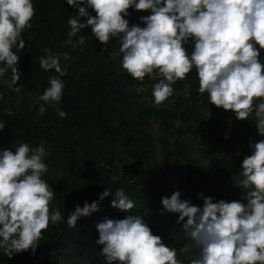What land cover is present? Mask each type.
<instances>
[{
	"label": "trees",
	"instance_id": "16d2710c",
	"mask_svg": "<svg viewBox=\"0 0 264 264\" xmlns=\"http://www.w3.org/2000/svg\"><path fill=\"white\" fill-rule=\"evenodd\" d=\"M34 8L31 27L21 33L25 47L17 53L20 91L0 83V120L6 124L0 130V148L14 150L15 141L30 148L44 146L49 154L42 178L55 192L49 211L55 208L62 217L75 204L97 199L105 188L114 192L122 187L135 207H112L110 194L99 202V211L80 217L75 227L69 228L66 219L50 222L35 254L22 250L8 257L0 248V264H107L99 254L102 246L95 243V223L103 216L123 218L129 211L145 217L153 234L176 248L182 264H189L199 250L180 251L191 238L176 221L178 213L161 212V197L178 189L181 199L195 205L203 203L198 192L214 200L245 202V189L235 182L243 178L240 164L250 154L249 141L261 139L254 115L237 119L232 110L208 102L207 93L197 91L195 69L176 81L167 100L154 104L156 81L147 76L142 83L133 79L120 66L121 56L112 55L119 48L118 37L102 44L86 26L77 34L85 37L83 51L72 49L64 41L67 20L76 9L67 0H34ZM129 12L130 25L143 26L138 17L149 14L131 8ZM186 47L191 50V44ZM64 52L70 58H60L66 74L60 77L64 88L54 107L37 99L49 77L58 75L40 68L39 57ZM261 55L264 61V51ZM57 107L66 116L60 117ZM6 108H11V116Z\"/></svg>",
	"mask_w": 264,
	"mask_h": 264
},
{
	"label": "clouds",
	"instance_id": "9594fccd",
	"mask_svg": "<svg viewBox=\"0 0 264 264\" xmlns=\"http://www.w3.org/2000/svg\"><path fill=\"white\" fill-rule=\"evenodd\" d=\"M76 9L67 24L65 44L83 51L85 37L77 35L86 26L102 44L119 38L120 66L135 80L145 76L152 86L154 104L173 94V85L195 69L197 91L207 93L208 102L232 110L237 119L255 117L258 141H249L250 154L240 164L243 177L235 185L245 189L240 199L214 200L198 192L202 205L181 199L180 191L161 197V212L178 213L176 221L191 238L181 252L198 249L189 264H264V0H67ZM148 10L138 23L129 24V9ZM91 9L92 12L89 11ZM36 11L34 0H0V83L19 92V49L25 47L22 30L31 27ZM85 19H81V18ZM191 44V50L186 47ZM15 48L17 51H13ZM48 51V50H46ZM69 53H49L39 57V67L54 70L48 86L37 97L56 107L62 97L65 70L60 58ZM7 74V75H6ZM142 90V89H141ZM44 112V105L40 106ZM11 116V108L4 109ZM60 117L66 113L57 107ZM249 120V119H248ZM0 120V130L5 129ZM0 148V248L6 256L22 250L35 254L37 244L49 223L66 219L69 228L80 217L100 210V201L110 194V205L121 210L135 207L124 189L105 188L97 199L64 217L55 208L49 211L54 191L42 178L48 165L44 146L30 148L13 142ZM237 155L239 153L237 152ZM101 245L99 254L107 264H182L177 250L153 234L145 217L128 212L123 218L103 216L95 223Z\"/></svg>",
	"mask_w": 264,
	"mask_h": 264
}]
</instances>
